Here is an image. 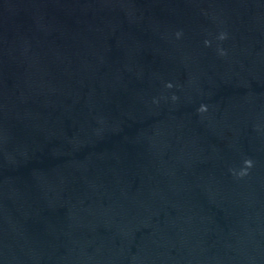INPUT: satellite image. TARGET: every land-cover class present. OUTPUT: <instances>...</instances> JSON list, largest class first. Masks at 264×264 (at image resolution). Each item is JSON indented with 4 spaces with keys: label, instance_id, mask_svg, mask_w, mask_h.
I'll return each mask as SVG.
<instances>
[{
    "label": "water",
    "instance_id": "1",
    "mask_svg": "<svg viewBox=\"0 0 264 264\" xmlns=\"http://www.w3.org/2000/svg\"><path fill=\"white\" fill-rule=\"evenodd\" d=\"M0 264H264V0L0 20Z\"/></svg>",
    "mask_w": 264,
    "mask_h": 264
},
{
    "label": "clouds",
    "instance_id": "2",
    "mask_svg": "<svg viewBox=\"0 0 264 264\" xmlns=\"http://www.w3.org/2000/svg\"><path fill=\"white\" fill-rule=\"evenodd\" d=\"M223 38H224V37L221 36V39H223ZM206 43H207V42H206ZM166 86H167V87H171V84H168V85H166ZM173 99H175V97H173ZM200 111H206V108H205L204 105H201ZM244 164L246 165V168H248V167H251L252 162H251L250 160H245V161H244ZM239 174H240V175H244L245 172L242 170Z\"/></svg>",
    "mask_w": 264,
    "mask_h": 264
}]
</instances>
